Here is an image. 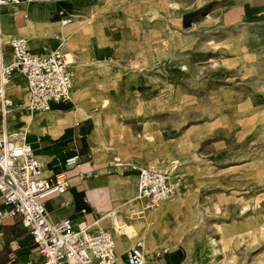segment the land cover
I'll return each mask as SVG.
<instances>
[{"label": "rangeland", "instance_id": "1", "mask_svg": "<svg viewBox=\"0 0 264 264\" xmlns=\"http://www.w3.org/2000/svg\"><path fill=\"white\" fill-rule=\"evenodd\" d=\"M90 20L60 47L83 117L52 144L68 153L99 124V173L121 179L118 215L134 226L130 244L144 241V264H264V0H98ZM93 23L121 39L114 55L87 53L82 29ZM26 103L11 134H26ZM126 163L177 176L179 190L135 214Z\"/></svg>", "mask_w": 264, "mask_h": 264}, {"label": "built area", "instance_id": "2", "mask_svg": "<svg viewBox=\"0 0 264 264\" xmlns=\"http://www.w3.org/2000/svg\"><path fill=\"white\" fill-rule=\"evenodd\" d=\"M11 0H0L2 6ZM80 1V0H70ZM60 22L66 25L71 16L59 11ZM10 49V60L5 61L4 46ZM66 54L59 48L48 52L32 51L22 36L5 40L0 20V117L5 121L13 107L6 93L14 73L26 81L28 102L32 112H45L54 105L69 102L73 86V74ZM19 143L10 132L0 133V198L9 205L0 211V222L7 216L21 215V223L35 243L42 262L40 264H143L145 243L137 239L123 254L115 251L113 232L98 228L85 220L75 221L65 217L54 221L49 218L44 197L53 192L66 190L69 179L64 172L43 174L39 158L30 145ZM80 163L75 153L64 159L67 167ZM128 171L137 175V199L144 201V208L152 209L160 202L172 198L179 190L177 176L152 166L126 163ZM91 175V171L84 173ZM84 212V210H83Z\"/></svg>", "mask_w": 264, "mask_h": 264}, {"label": "crops", "instance_id": "3", "mask_svg": "<svg viewBox=\"0 0 264 264\" xmlns=\"http://www.w3.org/2000/svg\"><path fill=\"white\" fill-rule=\"evenodd\" d=\"M97 1L11 0L2 6L0 11L3 36L5 40L11 36H22L27 40L28 47L35 52H48L57 47L60 48L67 37L69 38L71 33H75L77 22L91 21L90 18L96 10ZM61 10L71 16L68 28L60 22L59 11ZM105 29V24L99 26L98 23L87 24L82 29L84 37H87V53L96 60L108 58L121 48V39L114 38L111 33L108 35ZM62 51L64 52V50ZM4 53L5 61L8 62L10 60L8 45L4 46ZM69 66L71 69V63ZM21 81L25 95L19 97ZM6 93L14 101V106L7 114L4 122L0 117V133L3 130L10 131L8 129L9 121L12 116H16V110L14 109L26 100L28 102L29 95L25 78L19 73H14L6 86ZM72 96L73 89L70 103H73ZM69 102L54 105L43 115L35 114L36 112L23 115L25 120H22L24 124L22 123L21 127L24 126V131L27 134H25L27 136L26 143L30 145L42 164L43 174L50 175L56 172H64L69 179L65 191L53 192L44 197L49 218L54 221L65 217H70L75 221L85 220L88 224H92V229L95 230L98 228L93 226L95 225L92 223L93 219L109 223L110 218L118 215L117 202L121 190V179L116 174L99 173L105 167V153L94 146L96 134L98 133L96 126L86 134L87 138L82 144L79 141L75 142L68 153L59 152L52 144V139L58 137L64 128L78 121L59 124L57 122V120L63 121V114L72 110L73 105L70 106ZM30 119H33L32 122L34 121L32 125L29 124ZM40 120H45L46 125H40ZM41 136L44 137L42 140ZM81 136L79 135V137ZM89 143L93 145L94 155L88 160L86 157L90 148ZM75 153L80 155V163L76 166H65L64 159ZM121 169L122 172L128 171L125 166ZM87 171H96V173L93 176H86L84 173ZM130 176L136 178V196L137 175L131 172ZM139 201L142 210L135 214H142L143 210H151L144 208L143 200ZM9 207L0 198V211ZM104 213H107V215ZM134 215L132 214V216ZM103 228L113 232L109 228ZM113 236L116 242V253L119 255L134 244H130L126 238H118L114 232ZM38 249V244L34 242L28 230L23 227L20 214L2 219L0 222V264H40L42 260Z\"/></svg>", "mask_w": 264, "mask_h": 264}, {"label": "bare ground", "instance_id": "4", "mask_svg": "<svg viewBox=\"0 0 264 264\" xmlns=\"http://www.w3.org/2000/svg\"><path fill=\"white\" fill-rule=\"evenodd\" d=\"M63 45V44H62ZM73 88V87H72ZM72 88H71V91H70V97H71V92H72ZM71 99V98H70ZM12 104L14 106V101L12 100ZM78 108V107H77ZM11 111V110H10ZM9 111V112H10ZM49 111V110H48ZM84 111V110H83ZM83 111L82 109L78 108V109H75V108H72L71 111H69L68 113L66 114H63V118L64 120H57L58 124L59 123H64V122H75L76 120H79V119H82L83 117ZM47 112V111H45ZM30 125L33 124L32 120L33 119H30ZM99 124L97 123L96 125V128L98 130V126ZM16 138V141L17 142H23V139L25 137L24 134H20L19 136L14 133L13 134ZM26 143V142H25ZM27 144V143H26ZM28 145V144H27ZM134 198H137L136 196ZM168 200V199H167ZM165 201V200H164ZM163 202V201H162ZM105 215H107V213H104ZM123 220L121 219V217L119 215H117L116 217H113V218H110L109 219V224L111 226V228L113 229V232L115 234V236L119 237V236H123V235H126L124 236L126 238V240H131V238L135 235L134 234V226L130 223V224H126V223H123L122 222ZM138 221V220H137ZM99 222V220H94L92 221V223L94 224H97ZM129 223V222H128ZM138 223V222H137ZM136 223V224H137ZM108 224V223H107ZM114 246L116 247V242H115V239H114ZM115 251H116V248H115ZM118 254V253H117ZM144 264V263H143Z\"/></svg>", "mask_w": 264, "mask_h": 264}]
</instances>
